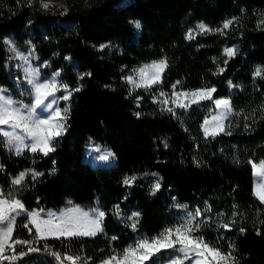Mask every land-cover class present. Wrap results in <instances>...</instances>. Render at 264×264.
I'll return each instance as SVG.
<instances>
[{
	"label": "trees",
	"instance_id": "trees-1",
	"mask_svg": "<svg viewBox=\"0 0 264 264\" xmlns=\"http://www.w3.org/2000/svg\"><path fill=\"white\" fill-rule=\"evenodd\" d=\"M42 1L0 0V86L13 94L20 82L3 43L9 38L33 49L45 75L59 73L61 85L80 90L60 102L64 130L47 155L28 147L14 152L0 135V191L27 212L83 206L105 215L94 236L17 244L6 252L16 258L1 264H72L66 256L102 264L196 210L201 227L194 235L231 252L230 264H264V204L254 193L253 166L264 164V73L254 76L264 69V0H68L55 17ZM227 20L233 23L225 29ZM199 24L213 31L201 32ZM190 30L194 38L186 39ZM225 48L235 55L225 56ZM160 60L167 62L160 82L137 86L136 70ZM204 88H215L211 101L175 114L156 101ZM216 99L229 100L232 114L222 133L206 136L202 124ZM92 146L111 152V167L94 164ZM20 173L22 183L13 184ZM134 212L139 217L130 219ZM34 231L24 213L13 240L30 241ZM182 257L161 249L146 264Z\"/></svg>",
	"mask_w": 264,
	"mask_h": 264
},
{
	"label": "snow or ice",
	"instance_id": "snow-or-ice-1",
	"mask_svg": "<svg viewBox=\"0 0 264 264\" xmlns=\"http://www.w3.org/2000/svg\"><path fill=\"white\" fill-rule=\"evenodd\" d=\"M41 6L42 8L47 9L49 4L42 2ZM232 23V20L225 21L223 28L227 29ZM135 27L139 29L140 25L138 22L135 24ZM197 28L201 32L213 31L204 24L197 25ZM216 31H219V29ZM191 38L194 37L192 35V31L190 30L186 35V39ZM3 43L7 46V50L13 54L14 58L23 60L26 65L29 64L28 57L19 52L14 41L9 38H5ZM103 47L106 46L101 45V48ZM224 55L229 58L233 57L235 55V49L225 48ZM225 63H227V61H225ZM166 67V60L154 61L151 65L143 66L138 70L140 82L137 86L149 88L153 84L159 83L163 70ZM149 69H151V73H149ZM23 70L27 83L31 85L33 89L34 105L28 106L14 101L10 96L3 94L5 90L0 89V135L8 138L6 142L9 145H11L14 141H21V143H23L22 138L16 135L14 131L15 129H19L21 132L26 134L25 138L31 141L27 147L32 152L41 151L44 155H47L49 152L55 150L52 145V141L62 134L64 125L61 121L65 119V116L62 115L60 110L55 109L54 115L50 113L48 118L41 119L36 116L35 109L49 108V104L51 102L49 101V103H46V101L49 100V97L55 96L57 91L63 90L66 92L67 94L64 95L62 99L67 100L70 98L72 91H79L80 89L77 87L70 91L67 85H60L56 80L59 73L54 74L50 81L38 82L36 79L37 69L25 67ZM220 71H223V69H220ZM262 73H264V69L258 67L254 72V76L261 77ZM86 75H90V73H87ZM127 80L129 83H133V77L129 76L127 77ZM229 84L231 86V81ZM173 88H175V85H173ZM215 91V88H204L197 89L190 93H174L176 99L172 102L176 105V107L186 108L189 107L190 104L180 102V97L187 98L190 96V103L195 104L199 103L201 100H212V93ZM161 95L165 94L161 93ZM163 103L166 105L168 100L163 101ZM214 103L217 107H224L225 115L219 118L213 117V120L217 121V123L212 129L207 127L209 121H204V126L202 127L204 128L206 136H214L223 132L224 125L219 121L225 119L226 114L232 111L231 103L228 100L216 99ZM166 110L175 114L172 108H167ZM64 112L66 113L67 109H64ZM7 129H12L13 131H8ZM20 150V148H17V153H19ZM110 155L111 153H108L103 156L102 159H108ZM24 176L25 173H20V175L16 177L12 183L15 185L21 184ZM131 179L135 178H126L124 183L129 184ZM159 189L160 184L157 182L153 186V192L158 191ZM257 196L261 203H264V190L258 191ZM21 212H27V210L20 200L12 199L11 194L6 196L3 192H0V225H3L0 227V261H10L16 258V256L6 255L8 250L15 253L16 244L28 245L31 243L30 241H22L19 239L13 240L15 216L19 215ZM76 213H79V215ZM104 215V212L99 211L96 213L95 219H88V213H80L79 209L73 208L70 209L67 214L56 216L54 213H49L48 219H41L39 212H27L29 223L35 227V235L38 239H46L50 236L57 239L94 236L97 232L102 231L100 224ZM139 215L140 213L134 212L130 219L138 218ZM199 215H201L200 210L189 212L181 223L165 228L164 231L159 233L157 236L138 239L135 244L129 245L118 255H112L107 260L102 261V264H146V262L149 261L155 254L159 253L161 249H173L183 254L182 258L172 260L171 264H183L184 260H189L190 264H230V261L235 260L231 252L224 253L218 247H214L206 242L203 235H194V233L198 232L201 227V222L196 221V217ZM25 227H28V225L26 224ZM130 227L135 230L136 222H133ZM222 227L227 228L228 225H222ZM241 231H243V229H241ZM112 239H116V237H113ZM10 241H12V243H9ZM229 247L233 248L234 246L229 245ZM37 251H39L37 248H28V252ZM26 254V252H21L18 255L23 256ZM51 254L57 260L61 259L59 253ZM64 259L71 260L72 264H77V261H79L80 258L66 256Z\"/></svg>",
	"mask_w": 264,
	"mask_h": 264
},
{
	"label": "rangeland",
	"instance_id": "rangeland-1",
	"mask_svg": "<svg viewBox=\"0 0 264 264\" xmlns=\"http://www.w3.org/2000/svg\"><path fill=\"white\" fill-rule=\"evenodd\" d=\"M43 3H48L49 7L47 9H44L45 12L49 13L52 16H59L65 9L68 3V0H43ZM41 2V4H42ZM16 48L19 50V52L23 53L25 56L28 57L29 59V64H24V61L21 59H17L13 57V54H11V58L14 61V64L17 66L18 71L20 73V82L19 84H17L16 88L14 89V93H10L9 91H7L6 89H4L2 86H0V89L5 90L3 94L10 96L14 101H17L23 105H28V106H33L34 105V94H33V89L32 86L29 85L27 83V79L25 77V73H24V68L25 67H31L33 69H37V77L36 79L38 80V82H47L50 81L52 79V77L54 76V73L51 74H44L43 71V67L45 66V63H41L39 62V60L37 59V57L35 56V53L33 51V49L29 46H25V47H20L15 43ZM151 63L148 64H144L142 66H140L135 73V84H139L140 82V75L138 70L140 68H142L145 65H151ZM149 73H151V69L148 70ZM57 82L61 85L59 77H56ZM27 84L28 88L24 89L23 85ZM195 91V90H194ZM179 92H192V91H178L175 93H179ZM65 94L62 93V90L57 91L55 96L49 97V100L46 101V103H49V101L51 102L49 104V108L47 109H43V108H36L35 109V114L38 118L44 119V118H48L50 113L52 115H54V110L58 109L60 110V102L61 101H66L64 99H62V97ZM174 99H176V97L174 96V93L171 95V97L167 98L164 96H161L159 99H157V103L159 105V107L165 111H167V108H172L173 111L175 110H189L191 107H193L194 105H198L201 103H207L211 100H201L199 103H195V104H191V97H180V102L186 103V104H190L189 107L186 108H180V107H176V105L172 102ZM168 100V103L165 105L163 103V101ZM227 100V99H224ZM215 100L212 101L213 103V112L211 113V115L206 118L205 120L209 121V124L207 125V127L209 129H212L213 126L217 123V121L213 120V117H221L223 115H225V109L223 106L217 107V105L214 103ZM229 101V100H228ZM232 114L231 112H228L226 114V118L220 120L219 122L222 123L224 125L225 128V124L226 121L228 120V118L230 117V115ZM204 120V121H205ZM202 126H204V122L202 124ZM8 131H13L12 129H7ZM16 135L20 136L22 138L23 143H21V141H14L11 145H9L6 141L8 138L4 137L2 135V138L5 140V143L8 145L9 148H11V150H13L14 152H17L16 149L20 148L21 151L25 150V148L27 147L28 144L31 143V141L26 137V134L21 132L19 129H15L14 130ZM202 132L205 135L204 132V128L202 127ZM222 133V132H220ZM219 133V134H220ZM218 135V134H217ZM212 136V135H209ZM215 136V135H214ZM108 153H111L110 151H108L107 149L103 148V147H98V146H92L89 151H88V156L94 161V164L97 166H106V167H111L113 164V156L112 154L108 157V159H102L103 156L107 155ZM254 166V173H255V179L256 182L254 183L255 186V196L258 198L257 196V192L264 190V164L263 163H259L257 165H253ZM1 192V191H0ZM259 199V198H258ZM260 200V199H259ZM264 204V203H263ZM79 209L80 213H88V219H95L96 218V213L101 211L98 208H90V207H83V206H71L68 208H63V209H48V210H37L36 212H39L40 214V218L41 219H48V214L49 213H54L56 216H60L62 214H67L69 212L70 209ZM27 212H21L19 215L15 216V222L17 220V218ZM77 215H79V213H76ZM3 225H0V227H2ZM101 228H102V221L100 224ZM37 237L35 235V231L33 233V238L30 240V244L28 245H32L34 243H37ZM9 243H12L11 241ZM17 245V244H16ZM2 263V261H0V264Z\"/></svg>",
	"mask_w": 264,
	"mask_h": 264
}]
</instances>
